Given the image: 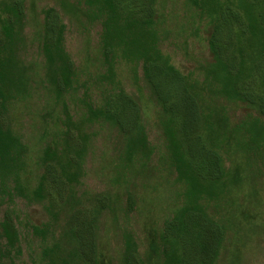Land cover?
<instances>
[{"label": "rangeland", "instance_id": "374dc122", "mask_svg": "<svg viewBox=\"0 0 264 264\" xmlns=\"http://www.w3.org/2000/svg\"><path fill=\"white\" fill-rule=\"evenodd\" d=\"M21 2V21L16 19L15 25L21 26V55L32 79L28 92L20 99L3 103L0 98V125L16 135L23 147L18 177L0 172V264H45L44 253L49 250L57 251L55 254L62 255L68 263H86L80 249L81 226L90 222L97 252L112 264H124L127 250L142 258L146 226L161 227L183 200V185L166 159L160 120L171 114L169 110L191 115L196 105L185 91L174 93V82L167 90L173 93L172 100L178 96L182 110L163 104L143 61L117 62L113 82H102L100 75L106 67L97 20L81 13H63L57 0ZM69 2L76 5L78 0ZM112 2L124 19H148L143 0ZM220 4L217 43L221 56L231 61L233 69L237 32L245 26L246 19L237 0H221ZM9 6L11 0H0V36ZM151 6L157 7L152 17L159 31L160 55L151 57L148 65L164 67L170 78L178 74L201 82L203 66L214 57L210 39L218 18L213 23L208 21L193 0H155ZM52 8L59 12L64 48L75 72L71 88L62 82L65 62L56 55L51 34L44 38L46 11ZM45 42L51 48L50 62L43 50ZM47 66L53 77L46 74ZM239 86L243 91H253L254 99L264 97L258 73ZM210 94L205 91L206 99ZM124 96L133 103H121ZM218 100L225 105L231 127L239 126L245 118L264 127V113L257 104ZM94 111L99 113L94 116ZM177 119L181 128V118ZM202 129V122L185 132L181 128L179 138L184 145L195 138L198 147L211 148ZM142 137L149 151H135L129 157V146ZM84 141L86 149L78 160L81 167L77 169V182L61 183L59 187L53 184L47 165H55L61 178L63 173L56 152L63 149L76 156ZM258 142L259 146L250 153L217 151L223 172L230 175L238 169L239 178L208 207V212L224 226L215 264H264V137ZM203 160V156L196 155L195 162H190L198 169ZM205 163L199 171L202 175L208 174ZM18 182L26 196L17 190ZM100 198L105 199V204L100 203Z\"/></svg>", "mask_w": 264, "mask_h": 264}, {"label": "trees", "instance_id": "16d2710c", "mask_svg": "<svg viewBox=\"0 0 264 264\" xmlns=\"http://www.w3.org/2000/svg\"><path fill=\"white\" fill-rule=\"evenodd\" d=\"M57 1L59 10L63 13H81L99 22L101 55L106 67L100 75L102 82H113L116 76L114 65L117 62L143 61L155 93L163 104H169V108L175 110H182V102L177 95L185 91L196 105L191 115L185 113L183 115L179 112L174 114L175 111L169 110L171 114L160 120L164 132L166 159L176 169L178 181L183 185L182 205L174 211L171 218L163 222L161 227L150 224L146 226L144 256L139 258L135 252L127 250L124 254V264H215L221 249L224 226L208 212V207L212 201L221 199L227 193L228 184L236 183L239 178L238 169L230 175L223 172L221 157L217 151L246 150L250 153L255 146H259L258 141L264 137V127L256 120L253 122L245 118L237 126L238 128L231 127L225 105L220 104L218 98L255 103L264 113V97L254 99L253 91H243L239 86L240 83L249 79L253 80L254 73H258L264 85V0L257 2L237 0V5L244 13L246 22L245 26L237 32L235 45L237 59L233 69H231V61L228 62L227 58L221 56L217 43L220 39L221 0H193L199 6L201 13L207 16L208 21L213 23L218 18L213 24L210 39L214 57L203 66L204 78L201 82L197 79L191 81L178 74L170 78V74L164 67L148 65L151 57L160 55L159 31L152 17L157 11V7L151 6L155 0H143L144 9L148 11V19L138 22L134 19L122 18L119 8L116 9L112 0H78L76 5H71L69 0ZM22 12L21 0H11V7H8L7 15L2 23L0 98L3 103L23 97L28 92L32 79L29 65L21 55V26L15 25L16 19L20 18L21 21ZM44 33V38H47L48 33L51 34L55 53L65 62V75L62 82L66 87L71 88L75 72L64 48L63 25L60 23L59 12L53 8L46 11ZM50 49L48 42H45L43 50L48 62L51 60ZM148 66H150L149 69ZM47 73L53 77L50 66L46 68ZM173 82L176 84L174 93L178 94L172 100L173 93L167 89ZM205 91L208 94L212 93L208 99H206ZM121 103L129 106L133 101L124 96ZM97 113L99 111H94L93 115L96 116ZM177 117L181 118L183 132L202 122L201 134L211 148L198 147L197 142L194 141L195 138L184 145L179 138L181 128L177 126ZM80 133H83L82 129ZM22 148L18 137L0 125V172L2 175L15 174L18 177L22 166ZM85 149L84 141L81 151L76 156L68 155L63 149L56 152L55 156L63 173L61 178L55 165H47V174L53 184L59 187L61 183L69 185L73 181L77 182L80 176L79 167H81L78 160L81 161ZM128 151L129 157L136 152L147 154L149 150L144 137L134 140ZM196 155L204 157L199 167L202 169L201 165L206 162L204 166L208 170L207 175L200 174V168L197 169L196 164L192 166L190 160L195 162ZM62 162L63 164L65 162L66 166L64 164L63 167ZM22 189L18 182L17 190L26 196ZM99 201L105 204V199L100 198ZM81 227L80 249L86 257V263L82 264H112L95 248L93 224L83 223ZM33 229L36 231L37 227ZM56 252L55 250L45 251V264H77L68 263L62 255H56Z\"/></svg>", "mask_w": 264, "mask_h": 264}]
</instances>
